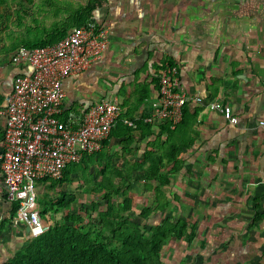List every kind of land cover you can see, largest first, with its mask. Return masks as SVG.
Listing matches in <instances>:
<instances>
[{
    "label": "crops",
    "instance_id": "obj_1",
    "mask_svg": "<svg viewBox=\"0 0 264 264\" xmlns=\"http://www.w3.org/2000/svg\"><path fill=\"white\" fill-rule=\"evenodd\" d=\"M54 1L33 2V14L45 19L43 25L25 22L32 28L50 27L59 16ZM38 2L44 4L38 8ZM94 4L92 14L109 38L108 50L67 79L65 111L81 118L94 101L115 97L124 113L132 111L135 119L145 117L156 98L152 83L156 72L168 63L176 64L180 89L204 98L203 103L188 105L198 111L199 134L182 153L184 168L167 187L171 204L165 213L196 226L190 251L189 244L182 242L186 249L181 254L194 256L195 264H264V125H260L264 119V26H240L224 36L200 23L198 0H95ZM63 12L67 15L68 10ZM3 40L2 48L10 42L6 35ZM2 48L0 108L12 92L15 75L24 70ZM146 84L148 96L137 105ZM211 99L231 105L238 122L208 109L205 105ZM159 126H153V131H159ZM135 134L139 136L140 131ZM3 137L0 116V150ZM123 138L109 136L105 148L109 154H125L132 160L142 156L151 139L146 136L133 142L129 153ZM122 156L115 160L117 165L125 164ZM4 188L0 170V221L11 207L4 200ZM151 195H146L151 198L149 204L154 200ZM19 230L24 231L10 230L9 241L18 248L23 244ZM0 251L5 256L9 249L2 243Z\"/></svg>",
    "mask_w": 264,
    "mask_h": 264
},
{
    "label": "trees",
    "instance_id": "obj_2",
    "mask_svg": "<svg viewBox=\"0 0 264 264\" xmlns=\"http://www.w3.org/2000/svg\"><path fill=\"white\" fill-rule=\"evenodd\" d=\"M28 1L33 3V0ZM94 2L90 0L86 5H76L71 0L54 1L59 16L53 18L52 25L32 28L30 24L19 22L24 26L22 30L6 33L10 40L7 52H14L20 46L35 48L56 43L68 34L71 27L95 20L92 14ZM43 4L38 2L36 6L40 8ZM3 5L10 7L8 0H0V7ZM65 10H68L67 15L63 12ZM10 16L8 14V18ZM30 22L43 25L45 19L34 15ZM152 83L158 90V71ZM141 91L137 105L148 96V84ZM69 114L65 111L61 118L66 120ZM197 115L198 111H192L187 105L179 123L166 122L154 132L153 125L146 123L144 117L135 119L132 111L123 113L110 137L124 136L122 142L129 153L133 151V142L151 137L142 156L132 160L125 154H109L105 148L106 139L100 151L85 154L80 161L69 163L62 177L43 179L41 183L49 189L74 180L78 181V186L74 192L63 191L56 197L49 189L42 197L40 195L39 210L47 230L25 240L0 264H163L167 246L175 247L180 241L192 244L196 226L184 218H172V213L165 212L171 204L167 187L171 185L172 176L184 168L182 153L191 148L199 134L195 128ZM78 118L81 121L82 117ZM126 119L135 120L137 127L129 126ZM138 130L139 136L135 134ZM121 155L125 160L123 166L115 162ZM135 181H142L143 187L154 198L152 204L142 205L140 212L134 205ZM87 194L92 199L75 209L79 195ZM10 205L9 214L0 221V235L11 229V219L17 213V204ZM59 213L62 217L57 220ZM86 218L89 222L84 227L82 222ZM177 264H187V261Z\"/></svg>",
    "mask_w": 264,
    "mask_h": 264
},
{
    "label": "built area",
    "instance_id": "obj_3",
    "mask_svg": "<svg viewBox=\"0 0 264 264\" xmlns=\"http://www.w3.org/2000/svg\"><path fill=\"white\" fill-rule=\"evenodd\" d=\"M108 46V36L99 29L96 20L90 19L54 44L20 46L12 54V62L21 64L24 70L15 75L12 92L0 108L4 120L0 170L4 200L18 206L11 227L23 229L27 239L43 234L48 228L39 210L38 187L44 185L41 181L62 177L69 163L103 149L124 113L121 102L112 97L94 101L81 121L72 113L66 120L61 118L65 112L67 79L89 68L106 53ZM178 74L176 65L166 64L158 70L159 89L143 118L146 123L177 124L187 105L204 102L201 95H190L180 89ZM205 106L234 124L238 122L232 106L220 99H211ZM125 121L137 127L135 120ZM260 125H264V119ZM21 222L30 226V232L20 226Z\"/></svg>",
    "mask_w": 264,
    "mask_h": 264
},
{
    "label": "rangeland",
    "instance_id": "obj_4",
    "mask_svg": "<svg viewBox=\"0 0 264 264\" xmlns=\"http://www.w3.org/2000/svg\"><path fill=\"white\" fill-rule=\"evenodd\" d=\"M35 0H33L34 2ZM71 1H75V4H82V0H71ZM10 7L6 8L4 7V5L2 7H0V48H2V44L3 42H5L3 40L4 35H6L7 31L9 30H15V29H19L24 27L23 25H20L19 22L23 21V23L30 22L34 16L33 14V4L34 3H30L28 0H8ZM33 5V6H32ZM8 14H10V18H8ZM73 28V27H71ZM71 28L69 29V31L71 30ZM8 44H5V47L2 48V50L5 52L4 54H8L7 52V46ZM10 57H12L13 51L9 52ZM78 186V181L74 180V182H70V183H66L63 186H58V187H53L51 189H49L48 186H44V185H39L38 190L40 191V195L41 197L45 194V192L49 189L50 190V194L53 195L54 197H56V195H59L61 192L63 191H67L68 193H72L74 192V190L77 188ZM143 186L142 181H135L134 185H133V194H134V205L136 206L137 210L140 212L142 205H144L145 203L149 204L150 203V196H146L149 191L146 190ZM5 191V188H4ZM92 199V196L87 194V195H79L78 201L74 204L75 209L79 208L83 203H87L88 201H90ZM120 199V197L118 198ZM2 201V195L0 194V202ZM1 204V203H0ZM57 220H60L62 217V214L59 213L56 215ZM52 219H54L52 217ZM156 221V220H155ZM154 221V223H155ZM88 219L86 218L83 222H82V226H86L88 223ZM150 222V221H149ZM53 223H55L53 221ZM14 228L11 227L10 230H12ZM10 230H4V232L0 235V244L4 243L5 247H7L9 249V251L7 252V254H5V256L8 255L9 252L11 251H15L18 249L17 246H14V244H11L12 242L9 243V241H11V231ZM17 230V229H15ZM21 236H19L20 238H22L23 242L25 240H27L26 236L24 235V231H20ZM18 237V238H19ZM16 238V237H13ZM21 246V245H20ZM19 246V247H20ZM172 246H167L165 251H164V263L163 264H177L178 262L182 261V260H186L187 264H195L196 263V259L194 256H192L191 254H185L182 255V249L183 252L186 249L185 247H183L182 242H178L176 244L175 247ZM190 246L191 244H189L188 250L190 251ZM179 247L181 249V251L179 250ZM179 255H182L181 258L179 257ZM4 255H2L1 251H0V263L1 261L4 259L5 257Z\"/></svg>",
    "mask_w": 264,
    "mask_h": 264
},
{
    "label": "water",
    "instance_id": "obj_5",
    "mask_svg": "<svg viewBox=\"0 0 264 264\" xmlns=\"http://www.w3.org/2000/svg\"><path fill=\"white\" fill-rule=\"evenodd\" d=\"M177 2L181 0H176ZM201 1L200 23L215 27L230 36L240 26H264V0H198ZM20 226L30 232L25 223Z\"/></svg>",
    "mask_w": 264,
    "mask_h": 264
}]
</instances>
